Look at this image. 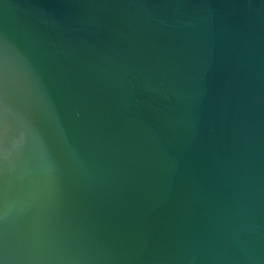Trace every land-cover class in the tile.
Here are the masks:
<instances>
[{"label": "water", "instance_id": "95a60500", "mask_svg": "<svg viewBox=\"0 0 264 264\" xmlns=\"http://www.w3.org/2000/svg\"><path fill=\"white\" fill-rule=\"evenodd\" d=\"M0 264H264V0H0Z\"/></svg>", "mask_w": 264, "mask_h": 264}]
</instances>
